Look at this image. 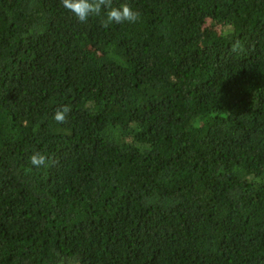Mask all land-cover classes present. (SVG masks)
Segmentation results:
<instances>
[{"label":"trees","instance_id":"trees-1","mask_svg":"<svg viewBox=\"0 0 264 264\" xmlns=\"http://www.w3.org/2000/svg\"><path fill=\"white\" fill-rule=\"evenodd\" d=\"M122 3L0 0V264H264V0Z\"/></svg>","mask_w":264,"mask_h":264},{"label":"clouds","instance_id":"clouds-1","mask_svg":"<svg viewBox=\"0 0 264 264\" xmlns=\"http://www.w3.org/2000/svg\"><path fill=\"white\" fill-rule=\"evenodd\" d=\"M61 4L80 23H87L90 16H100L103 12L104 18L101 23L103 28H108L113 23H136L140 17L139 12L134 11L127 3L114 7L113 0H61ZM71 111L70 105H62L56 109L53 119L57 123L63 124L67 121ZM29 161L32 166L39 168L46 165L47 157L40 152H33L29 156Z\"/></svg>","mask_w":264,"mask_h":264}]
</instances>
